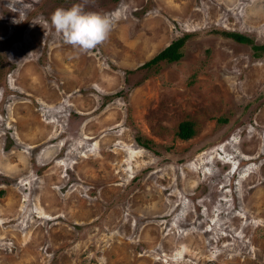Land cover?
<instances>
[{
	"label": "rangeland",
	"instance_id": "374dc122",
	"mask_svg": "<svg viewBox=\"0 0 264 264\" xmlns=\"http://www.w3.org/2000/svg\"><path fill=\"white\" fill-rule=\"evenodd\" d=\"M8 3L0 264H264V55L222 34L264 45V0ZM76 4L118 12L88 52L51 24ZM185 35L179 62L144 67Z\"/></svg>",
	"mask_w": 264,
	"mask_h": 264
},
{
	"label": "clouds",
	"instance_id": "9594fccd",
	"mask_svg": "<svg viewBox=\"0 0 264 264\" xmlns=\"http://www.w3.org/2000/svg\"><path fill=\"white\" fill-rule=\"evenodd\" d=\"M6 6L12 12L23 14L15 9L12 0H9ZM24 7H30V5H24ZM117 17L118 12L100 15L85 12L81 5L76 4L69 9L58 8L51 16V24L56 33L62 36L65 44L80 52H88L107 40ZM19 22L20 20L16 19L12 21L13 24Z\"/></svg>",
	"mask_w": 264,
	"mask_h": 264
},
{
	"label": "trees",
	"instance_id": "16d2710c",
	"mask_svg": "<svg viewBox=\"0 0 264 264\" xmlns=\"http://www.w3.org/2000/svg\"><path fill=\"white\" fill-rule=\"evenodd\" d=\"M225 36L231 38L235 42L250 45L253 50V56L255 58H261L264 55V45H256L253 38L245 36L236 32H223ZM188 40V35H185L175 41H173L168 47H166L162 52L157 54L153 59L144 65L145 68H151L154 65H160L162 62L167 64L177 63L184 56V49ZM196 134L195 125L193 122L185 121L179 125V130L177 132L178 138L183 141L191 140ZM137 143L146 149H151V142L143 140L141 137L137 136ZM178 161L183 162V158Z\"/></svg>",
	"mask_w": 264,
	"mask_h": 264
}]
</instances>
